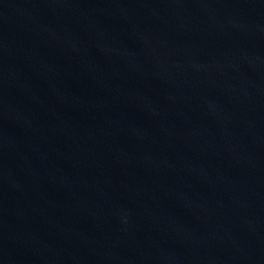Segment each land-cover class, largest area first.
<instances>
[{
  "label": "water",
  "instance_id": "95a60500",
  "mask_svg": "<svg viewBox=\"0 0 264 264\" xmlns=\"http://www.w3.org/2000/svg\"><path fill=\"white\" fill-rule=\"evenodd\" d=\"M0 264H264V0H0Z\"/></svg>",
  "mask_w": 264,
  "mask_h": 264
}]
</instances>
